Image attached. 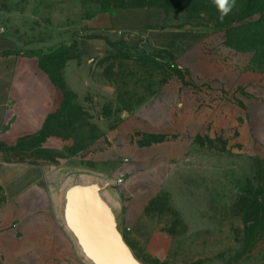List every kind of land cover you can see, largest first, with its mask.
<instances>
[{
	"label": "rangeland",
	"instance_id": "1",
	"mask_svg": "<svg viewBox=\"0 0 264 264\" xmlns=\"http://www.w3.org/2000/svg\"><path fill=\"white\" fill-rule=\"evenodd\" d=\"M122 1L0 0L4 31L19 38L22 49L37 45L39 54H54L42 58V65L66 90H56L50 129L36 152L0 150V160L47 165L66 179L76 175L92 143L124 123L128 112L179 69V54L193 43L197 62L198 43L218 33L224 50L204 46L205 69L256 72V90L245 85L244 102L239 101L255 138L239 142L230 127L224 138L228 148L214 139L207 148L187 151L134 227L123 221L119 226L145 264H264V239H247L237 204L246 190L256 188L264 158V0H236L223 22L212 0L112 7ZM50 36L53 41L34 40ZM62 69H69L71 85ZM15 140L0 136L6 144Z\"/></svg>",
	"mask_w": 264,
	"mask_h": 264
},
{
	"label": "crops",
	"instance_id": "2",
	"mask_svg": "<svg viewBox=\"0 0 264 264\" xmlns=\"http://www.w3.org/2000/svg\"><path fill=\"white\" fill-rule=\"evenodd\" d=\"M111 18L117 19L113 14ZM68 21L67 12L62 25ZM221 40L218 33L202 39L197 62L193 43L180 53L179 69L128 112L124 123L107 129L84 156L77 174L106 182L105 191L119 209L118 220L127 227L142 218L187 151L207 148V141L214 139L228 148L230 140L224 138L230 127L239 142L247 135L255 138L256 129L239 101L245 85L256 90V72L217 65L205 69L204 46L220 52ZM21 46L22 41L0 25V136L17 138L38 131L54 108L57 88L41 65L44 51L39 54L37 45L29 51ZM62 71L71 85L69 69ZM65 179L47 165L0 160V264H90L61 219Z\"/></svg>",
	"mask_w": 264,
	"mask_h": 264
},
{
	"label": "water",
	"instance_id": "3",
	"mask_svg": "<svg viewBox=\"0 0 264 264\" xmlns=\"http://www.w3.org/2000/svg\"><path fill=\"white\" fill-rule=\"evenodd\" d=\"M105 185L100 178L80 173L64 181L60 215L65 227L90 264H145L122 233L118 206Z\"/></svg>",
	"mask_w": 264,
	"mask_h": 264
},
{
	"label": "trees",
	"instance_id": "4",
	"mask_svg": "<svg viewBox=\"0 0 264 264\" xmlns=\"http://www.w3.org/2000/svg\"><path fill=\"white\" fill-rule=\"evenodd\" d=\"M172 0H140L138 2H130L127 0L122 3H114L112 7H146V6H166ZM232 25L227 26V31L233 32ZM91 37H100V35H91ZM54 54L45 55L41 57H53ZM56 88H61L63 91L65 87L62 79L57 80L54 75L48 70ZM68 93V92H67ZM145 99V98H144ZM53 113L50 112L43 124V126L34 133L23 134L18 136L13 144H6L0 141V150H15L20 152L35 153L36 147L45 139L50 129V122H52ZM259 169H257V185L254 191L252 189L246 190V195H241L237 204L241 206L243 211V221L245 225V234L248 240L257 241L264 239V158L260 161ZM156 197V196H155ZM154 197V198H155ZM153 198V199H154ZM152 201V199H151ZM150 201V203H151ZM136 254V253H135Z\"/></svg>",
	"mask_w": 264,
	"mask_h": 264
},
{
	"label": "clouds",
	"instance_id": "5",
	"mask_svg": "<svg viewBox=\"0 0 264 264\" xmlns=\"http://www.w3.org/2000/svg\"><path fill=\"white\" fill-rule=\"evenodd\" d=\"M212 4L218 12V19L223 22L236 7V0H212Z\"/></svg>",
	"mask_w": 264,
	"mask_h": 264
}]
</instances>
